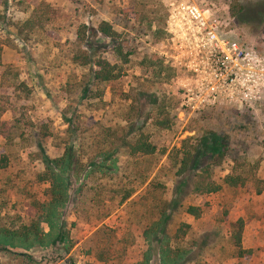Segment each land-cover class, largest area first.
Returning a JSON list of instances; mask_svg holds the SVG:
<instances>
[{
  "label": "rangeland",
  "instance_id": "obj_1",
  "mask_svg": "<svg viewBox=\"0 0 264 264\" xmlns=\"http://www.w3.org/2000/svg\"><path fill=\"white\" fill-rule=\"evenodd\" d=\"M3 1L6 5L0 0V36L5 45L1 62L17 70L9 73V80L16 74L31 88L27 118L45 126L52 135L45 147L63 146L69 125L65 118L79 128L81 134L73 135L83 138L85 146L91 145L85 138L96 134V145L104 147L111 142L116 147L119 143L115 137L122 134V128L127 131L131 126L130 137L143 134L156 147L153 160L145 162V168H154L147 183L154 180L156 194L169 204L165 209L169 217L161 231L159 228L155 235H147L155 219L149 209L151 199L141 194L101 222L93 213L87 216L88 207L84 205L79 207L84 212L79 218L67 213L66 208L60 209L56 227L64 233V239L58 241V229L51 232L46 223L40 224L43 243L0 237L6 247L0 251V264H161V242L163 249L189 250L187 259L194 262L264 264V192L256 195L250 180L264 182V96L251 107L191 111L182 106L183 91L197 78L191 68L192 48L198 44L196 50H203L209 41L205 34L211 30L208 25L218 38L243 44L264 58V0ZM41 1L59 10L62 31L55 40L32 34L24 27L26 21L34 20ZM133 12L140 15L132 16ZM193 13L199 20L192 19ZM101 21H107L117 33L115 43L129 54V63L119 67L112 83L100 86L96 94L93 90L95 95L90 97L91 66L69 62L73 47L67 39L79 30L86 38L91 37L98 53L111 49L113 42L90 33L89 29ZM173 55L176 57L171 58ZM2 119L10 120L11 114ZM161 120L169 122L162 126ZM210 132L224 145L225 156L219 161L210 154L200 155L201 168L211 165L209 179L219 182L239 159L244 167L238 172L244 170L247 181L237 190L223 188L217 194L196 196L191 193L192 187L206 173L192 170L177 177L173 166L183 152ZM17 140L0 145V152L9 156L8 169L0 168V229L30 224L29 219L38 214L30 204L47 200L46 186L33 182L38 170L35 160L24 154L25 139ZM213 140L216 145L218 140ZM202 202L209 206L201 218L183 213L189 204ZM157 207L161 211L163 205ZM238 219L244 224L241 248L252 252L249 259L236 257L232 243L229 226ZM180 224H188L190 230L176 241L174 234Z\"/></svg>",
  "mask_w": 264,
  "mask_h": 264
},
{
  "label": "trees",
  "instance_id": "obj_2",
  "mask_svg": "<svg viewBox=\"0 0 264 264\" xmlns=\"http://www.w3.org/2000/svg\"><path fill=\"white\" fill-rule=\"evenodd\" d=\"M1 3L3 6L6 5V1L1 0ZM58 13L59 10L54 9L49 3L41 1L35 8L34 20L26 21L24 27L30 32L33 31L32 34L43 37L47 35L55 40L58 37V32L62 31V26L58 22ZM135 13L133 12L131 15L135 17L140 15ZM53 22L56 26H53ZM89 30L93 36L114 43L111 49L98 53V50L93 47L94 43L91 37L86 38L83 31L78 30L73 34V37L67 39L70 40L73 47L68 53L69 62L81 67L91 66L89 77V96L91 97L93 90L96 94V91H100V86L105 87L117 78L119 67L129 63V54L124 52L120 44L115 43L118 35L107 21H101L97 27ZM4 42L0 36V145L5 141H19L17 140L19 137L25 139L24 154L29 159L35 160L34 168L38 170L33 175V182L46 186L44 196L47 200L35 201L30 204V208L37 210L38 213L36 217L29 219L30 224L22 223L15 229L1 228L0 237L43 243L45 235L40 224L46 223L51 232L57 230L58 217L56 216L59 215L60 209L66 208L67 213H73L79 218L81 214H84L79 207L84 205L90 210L87 212L86 209L85 214L90 216L93 213L95 219L101 222L108 218L115 209L134 200L140 194V196L151 199V208L149 209L155 219L153 226L148 229L147 235H155L159 228L161 231L164 221L169 217L168 211L165 210L169 204L167 201L161 200L160 194H156L158 190L154 188V180L147 183V178L154 168H145V162L150 163L156 154V147L149 137L143 134L130 137L132 135L130 126L127 131L122 128V134L115 137L119 143L116 147L111 142L104 147L96 145V134L85 138L91 144L85 146L82 143L83 138L73 135L75 132L80 133L79 128H75L71 121L69 122L65 118L69 125L65 132L67 139L64 140L63 146L46 148L45 145L52 135L45 126H38L27 118L26 104L32 90L16 74L9 80V73L17 70L12 66H4L1 62ZM162 113L164 114V112ZM6 114H11V119L8 121L2 119ZM126 119L130 121L128 118ZM168 122L169 120H161L159 125L166 126ZM212 135L210 132L209 136L201 138L198 144L190 146L189 150L183 152L179 162L173 166L175 172L172 174L177 177L184 176L192 170L206 173V177L196 179L192 187L191 193L196 196L217 194L223 188L237 190L246 185L247 180L243 177L244 170L238 172L240 168L244 167L243 162L239 159L234 160L231 173L225 175L219 182L209 179L210 164L200 167L198 158L202 153L210 154V157L216 156L219 161L225 156L222 151L224 145H220L218 138ZM213 138L218 140L216 145H214ZM8 157L4 151L0 152V168L2 170H7L9 167ZM122 161L124 163L121 165ZM250 180L254 184L256 195L264 192V182L252 177ZM96 196L98 201L95 202ZM158 205H163L161 211H158ZM208 206L207 202L198 205L189 204L184 208L183 213L194 219H199L206 213ZM53 219H56V222H53ZM59 221L63 224L61 218ZM243 226V221L238 219L229 227L236 257L249 259L252 252L241 248ZM189 230L188 224H180L174 234L175 240L184 237ZM56 238L58 241L64 239V233L60 229L57 231ZM163 247L161 242L159 247L161 264H207L187 259L189 250L182 251L180 248L171 250L163 249ZM2 250L5 251L6 247L0 243V251ZM15 256L30 259L29 256L20 254Z\"/></svg>",
  "mask_w": 264,
  "mask_h": 264
},
{
  "label": "built area",
  "instance_id": "obj_3",
  "mask_svg": "<svg viewBox=\"0 0 264 264\" xmlns=\"http://www.w3.org/2000/svg\"><path fill=\"white\" fill-rule=\"evenodd\" d=\"M192 19L199 20L194 13ZM208 32L209 41L203 50L190 55L197 78L183 91L182 106L199 111L221 106L251 107L260 102L264 96V58L243 44Z\"/></svg>",
  "mask_w": 264,
  "mask_h": 264
},
{
  "label": "flooded vegetation",
  "instance_id": "obj_4",
  "mask_svg": "<svg viewBox=\"0 0 264 264\" xmlns=\"http://www.w3.org/2000/svg\"><path fill=\"white\" fill-rule=\"evenodd\" d=\"M196 28L198 29V25H196ZM207 29H211V31L214 29V28H212V26H210V25H208V28ZM187 30H189V28H187ZM207 32L208 31H206V33L205 34H207ZM209 33V32H208ZM196 41V39L194 38V42ZM195 47H198V44H195V45H193V52L194 53H192L191 55H194L195 54V52H196V48ZM171 58H175L176 56L175 55H173V56H170Z\"/></svg>",
  "mask_w": 264,
  "mask_h": 264
}]
</instances>
